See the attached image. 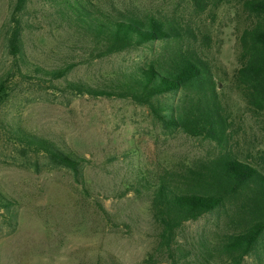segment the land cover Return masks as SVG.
Listing matches in <instances>:
<instances>
[{
    "label": "rangeland",
    "instance_id": "1",
    "mask_svg": "<svg viewBox=\"0 0 264 264\" xmlns=\"http://www.w3.org/2000/svg\"><path fill=\"white\" fill-rule=\"evenodd\" d=\"M15 1L0 0V77L10 79V95L0 99V191L14 202L18 223L7 227L0 212V264H171L158 250L151 192L139 184L144 179L153 184L164 169L193 166L224 149L165 130L147 107L132 101L75 95L64 89V80L52 85L36 75L33 66L70 67L68 80L100 86L150 61L155 52L147 46L99 58L48 0H29L23 41L30 65H20L2 33ZM80 1L111 16L172 17L190 28L191 42L212 65L230 122L225 149L264 172V112L250 109L235 81L239 37L251 24L244 0ZM2 122L19 123L83 158L82 176L51 167L46 159L36 166L9 139ZM221 226L208 215L187 223L181 240L191 245Z\"/></svg>",
    "mask_w": 264,
    "mask_h": 264
},
{
    "label": "trees",
    "instance_id": "2",
    "mask_svg": "<svg viewBox=\"0 0 264 264\" xmlns=\"http://www.w3.org/2000/svg\"><path fill=\"white\" fill-rule=\"evenodd\" d=\"M48 2L99 58L147 46L155 52L150 61L118 72L100 86L68 80L70 67L33 66L36 75L52 85L64 80V89L75 95L132 101L147 107L165 130L180 131L224 149L193 166L164 169L153 184L147 179L139 184L151 192L158 250L171 264H264V172L225 149L230 122L212 65L191 42L192 30L172 17L111 16L80 0ZM28 4L29 0H16L2 27L10 55L23 66L30 65L23 41ZM242 7L251 24L239 37L241 66L235 75L236 87L250 109L260 113L264 112V0H244ZM9 83L8 75L0 77V99L9 97ZM1 127L24 157H33L36 166L46 159L51 167L67 168L77 179L82 176L83 158L19 123L2 122ZM0 212L3 223L16 228L17 208L1 191ZM208 215L223 226L210 238L202 235L191 245L183 243L186 224Z\"/></svg>",
    "mask_w": 264,
    "mask_h": 264
}]
</instances>
